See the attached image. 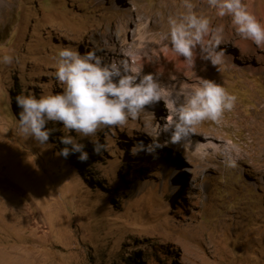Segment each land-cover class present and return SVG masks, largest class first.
<instances>
[{
	"label": "rangeland",
	"instance_id": "374dc122",
	"mask_svg": "<svg viewBox=\"0 0 264 264\" xmlns=\"http://www.w3.org/2000/svg\"><path fill=\"white\" fill-rule=\"evenodd\" d=\"M191 2L222 28L224 63L189 69L162 50L182 0H0V264H264V46L243 39L208 0ZM242 2L264 24V0ZM60 46L142 64L141 75L152 74L177 105L198 79L237 100L219 124L196 125L191 145L151 155L132 149L169 141L163 126L175 113L163 95L136 120L92 136L49 122L54 131L40 145L19 132L14 104L26 91L62 92L53 75ZM64 135L86 145V162L59 155ZM198 142L218 147L201 158Z\"/></svg>",
	"mask_w": 264,
	"mask_h": 264
},
{
	"label": "clouds",
	"instance_id": "9594fccd",
	"mask_svg": "<svg viewBox=\"0 0 264 264\" xmlns=\"http://www.w3.org/2000/svg\"><path fill=\"white\" fill-rule=\"evenodd\" d=\"M208 2L218 17H231L233 27L243 39L264 46V24L258 21L242 0ZM182 3L185 12L168 18V32L161 37L162 42H167L163 43L162 50L183 57V63L189 69L194 66L197 46L202 59L214 66L224 63L226 53L220 47L222 28H212L206 16L194 11L195 5L191 0H182ZM11 60L12 57L7 55L2 58L4 63ZM54 60L56 70L53 75L63 86L62 92L53 94L49 91L37 97L26 91V94L16 97L21 109L17 121L19 132L40 145H46L54 131L46 127L49 122H60L69 132L92 136L101 126L124 125L129 119L136 120L146 105L161 101L162 95H173L152 74L141 75L142 64L130 63L127 59L105 62L95 51L81 53L78 49L60 46ZM198 80L197 84L186 85L190 87V92L179 105L173 99L168 100L167 107L175 113L169 123L163 126L164 131L170 133L169 141L160 144L156 140L150 145L139 141L133 146V155L141 151L151 155L168 143L187 142L191 145L190 134L196 125L206 120L219 124L224 113L234 108L237 97L227 92L221 84L206 79ZM59 139L64 145L60 156L67 158L78 153L81 162L88 160L85 144L72 135H64ZM102 147L96 142L93 151L99 152ZM217 147L211 142L207 145L198 142L197 154L204 158L209 154L208 148L215 150ZM227 161L230 166H234L235 161L230 156Z\"/></svg>",
	"mask_w": 264,
	"mask_h": 264
},
{
	"label": "bare ground",
	"instance_id": "6f19581e",
	"mask_svg": "<svg viewBox=\"0 0 264 264\" xmlns=\"http://www.w3.org/2000/svg\"><path fill=\"white\" fill-rule=\"evenodd\" d=\"M249 10L254 14L252 7H249ZM254 10H255V9H254ZM263 13H264V12H263ZM254 15H255V14H254ZM263 15H264V14H263ZM263 17H264V16H263ZM222 18H223V17H222ZM262 19H263V18H262ZM220 21H221V20H220ZM263 22H264V21H263ZM215 23H216V22H215ZM219 23H220V22H219ZM229 25H230V24H229ZM213 26H214V25H213ZM218 28H219V27H218ZM220 28H221V27H220ZM225 29H226V28H225ZM226 30H227V29H226ZM234 30H235V29H234ZM224 31H225V30H224ZM222 33H223V32H222ZM225 36H226V35H225ZM225 36H224V37H225ZM247 44H248V42H247ZM247 44H246V45H247ZM238 45H239V43H238ZM248 46H249V45H247V47H248ZM247 47H246V48H247ZM129 48H130V47H129ZM240 48H242L241 45H240ZM248 48H249V47H248ZM248 48H247V49H248ZM247 49H246V50H247ZM242 50H243V49H242ZM243 51H245V50H243ZM117 52H118V51H117ZM120 52H121V51H120ZM117 54H118V53H117ZM119 54H120V53H119ZM169 54H170V53L166 54L165 57L168 58L169 60H170V59L172 60V57L169 56ZM171 55H172V54H171ZM172 56H173V55H172ZM177 58H178V57H177ZM183 60H184V58H183V57H180V58L176 59L175 61H177V62L179 63V66H183V65H184ZM203 60H204V59L201 58V53H200V50H199V46H197L195 62H196V61L200 62V61H203ZM167 61H168V60H167ZM173 61H174V60H173ZM175 61H174V62H175ZM207 61H208V60H207ZM195 62H194V63H195ZM168 63H169V62H168ZM168 63H167V64H168ZM185 65H186V64H185ZM173 94H174V93H173ZM174 95H175V94H174ZM164 97H165L166 99L169 100V97H168V96H164ZM171 112H172L171 114L174 115V112H173L172 110H171Z\"/></svg>",
	"mask_w": 264,
	"mask_h": 264
},
{
	"label": "trees",
	"instance_id": "16d2710c",
	"mask_svg": "<svg viewBox=\"0 0 264 264\" xmlns=\"http://www.w3.org/2000/svg\"><path fill=\"white\" fill-rule=\"evenodd\" d=\"M18 86V85H17ZM16 89H18V90H16V93H13V97H14V95H18V93H19V88H16ZM16 97V96H15ZM12 101H13V99H11ZM14 106H15V108L18 110V111H20L21 109L19 108V106L17 105V103L15 102V104H14ZM133 261V259H130L128 262L129 263H131Z\"/></svg>",
	"mask_w": 264,
	"mask_h": 264
}]
</instances>
